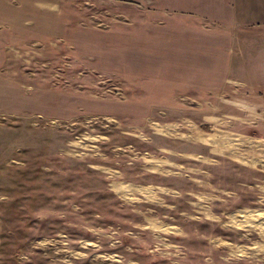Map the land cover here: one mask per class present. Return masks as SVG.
<instances>
[{
  "label": "rangeland",
  "instance_id": "374dc122",
  "mask_svg": "<svg viewBox=\"0 0 264 264\" xmlns=\"http://www.w3.org/2000/svg\"><path fill=\"white\" fill-rule=\"evenodd\" d=\"M126 78L5 51L0 264H264V102L166 114Z\"/></svg>",
  "mask_w": 264,
  "mask_h": 264
},
{
  "label": "crops",
  "instance_id": "0c3cea01",
  "mask_svg": "<svg viewBox=\"0 0 264 264\" xmlns=\"http://www.w3.org/2000/svg\"><path fill=\"white\" fill-rule=\"evenodd\" d=\"M58 39L166 114L264 102V0H0V67L8 49Z\"/></svg>",
  "mask_w": 264,
  "mask_h": 264
},
{
  "label": "bare ground",
  "instance_id": "6f19581e",
  "mask_svg": "<svg viewBox=\"0 0 264 264\" xmlns=\"http://www.w3.org/2000/svg\"><path fill=\"white\" fill-rule=\"evenodd\" d=\"M245 218H246V220L248 221V220H253L254 218H255V214H251V213H244V215H243ZM235 217L236 218H238V215H235ZM259 225H263L264 226V223L263 222H260L259 223Z\"/></svg>",
  "mask_w": 264,
  "mask_h": 264
}]
</instances>
